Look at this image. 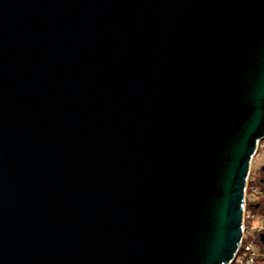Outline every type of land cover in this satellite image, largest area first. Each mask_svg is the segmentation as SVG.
Here are the masks:
<instances>
[{
	"label": "water",
	"instance_id": "water-1",
	"mask_svg": "<svg viewBox=\"0 0 264 264\" xmlns=\"http://www.w3.org/2000/svg\"><path fill=\"white\" fill-rule=\"evenodd\" d=\"M264 138V0H0V264H229Z\"/></svg>",
	"mask_w": 264,
	"mask_h": 264
},
{
	"label": "built area",
	"instance_id": "built-area-1",
	"mask_svg": "<svg viewBox=\"0 0 264 264\" xmlns=\"http://www.w3.org/2000/svg\"><path fill=\"white\" fill-rule=\"evenodd\" d=\"M262 142L264 144V138L259 142L253 160ZM261 148L264 149V145ZM251 166L244 189L242 235L229 264H264V193L261 190L264 182L254 175Z\"/></svg>",
	"mask_w": 264,
	"mask_h": 264
},
{
	"label": "rangeland",
	"instance_id": "rangeland-1",
	"mask_svg": "<svg viewBox=\"0 0 264 264\" xmlns=\"http://www.w3.org/2000/svg\"><path fill=\"white\" fill-rule=\"evenodd\" d=\"M263 142L260 145L259 152L257 156H255L254 160L252 161L251 170L252 172L255 171V176L259 178V180H264V169L261 171V168L264 166V149L261 148L263 146Z\"/></svg>",
	"mask_w": 264,
	"mask_h": 264
},
{
	"label": "trees",
	"instance_id": "trees-1",
	"mask_svg": "<svg viewBox=\"0 0 264 264\" xmlns=\"http://www.w3.org/2000/svg\"><path fill=\"white\" fill-rule=\"evenodd\" d=\"M263 169H264V166L261 168V171H263ZM260 182H264V180H259ZM261 190L263 191V193H264V184H262V186H261Z\"/></svg>",
	"mask_w": 264,
	"mask_h": 264
}]
</instances>
